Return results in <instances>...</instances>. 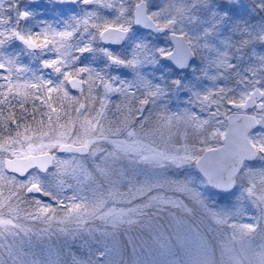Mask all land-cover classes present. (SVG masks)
Instances as JSON below:
<instances>
[{"label":"snow or ice","instance_id":"obj_1","mask_svg":"<svg viewBox=\"0 0 264 264\" xmlns=\"http://www.w3.org/2000/svg\"><path fill=\"white\" fill-rule=\"evenodd\" d=\"M0 264H264V0H0Z\"/></svg>","mask_w":264,"mask_h":264},{"label":"flooded vegetation","instance_id":"obj_2","mask_svg":"<svg viewBox=\"0 0 264 264\" xmlns=\"http://www.w3.org/2000/svg\"><path fill=\"white\" fill-rule=\"evenodd\" d=\"M44 15L49 16V18L54 20L59 19V17L52 16L50 11H48L47 9L45 10Z\"/></svg>","mask_w":264,"mask_h":264},{"label":"rangeland","instance_id":"obj_3","mask_svg":"<svg viewBox=\"0 0 264 264\" xmlns=\"http://www.w3.org/2000/svg\"><path fill=\"white\" fill-rule=\"evenodd\" d=\"M159 71V70H158Z\"/></svg>","mask_w":264,"mask_h":264}]
</instances>
